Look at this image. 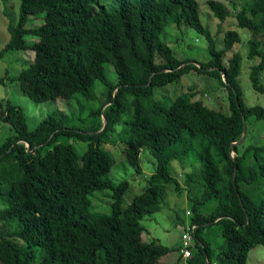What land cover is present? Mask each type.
Segmentation results:
<instances>
[{
    "label": "trees",
    "instance_id": "obj_1",
    "mask_svg": "<svg viewBox=\"0 0 264 264\" xmlns=\"http://www.w3.org/2000/svg\"><path fill=\"white\" fill-rule=\"evenodd\" d=\"M19 1V22L9 27L3 51H30L34 58L11 80L32 101L79 98L80 106L77 118L56 110L29 130L21 108L0 101V116L15 132L0 147V264H165L161 259L171 248L144 240L142 222L160 212L165 186L183 189L170 163L187 159L201 165L203 194L197 199L189 189L190 224L197 226L192 256L186 259L181 246L172 264H248L252 249L264 246V145L236 143L245 135V119L248 125L264 121V106L246 101L243 56L225 59L241 42L240 32L219 28L218 41L203 24L200 5L206 2L219 22L235 18L251 31L249 55L262 57L251 79L264 93V0H251L236 14L223 1L237 0ZM41 14L40 26H29ZM170 25L203 35L208 60L177 57L161 39ZM107 63L117 82L107 78ZM193 70L213 75L229 90L230 114L207 107L194 93L155 98L158 87ZM115 133L138 173L142 148L156 161L142 192L124 208L129 184L109 176L115 158L104 145ZM71 140L86 143L82 156ZM96 191L112 194L110 215L94 213L90 196ZM215 225L222 243L214 248L209 232Z\"/></svg>",
    "mask_w": 264,
    "mask_h": 264
},
{
    "label": "rangeland",
    "instance_id": "obj_2",
    "mask_svg": "<svg viewBox=\"0 0 264 264\" xmlns=\"http://www.w3.org/2000/svg\"><path fill=\"white\" fill-rule=\"evenodd\" d=\"M249 1L251 0H237L236 4L223 1V4L231 14H236ZM20 6L21 2L19 0H0V79L5 78L4 82H0V101L9 100L13 104L18 105L27 116L29 130L35 129L36 126L56 110L65 112L71 118H77L80 106L79 98L72 100L58 98L44 103L35 102L29 99L17 81L11 80L19 77L21 71L34 58V53L30 51H3L11 39L9 27L19 22ZM200 7L203 24L210 27L212 34L218 41L222 42L223 40V32L219 34V28L224 31L233 29L240 32L241 42L225 53V59L227 61L236 52L243 56V70L240 81L246 94V101L252 106H264V93L254 89L251 79L253 66L262 59L261 56L251 58L249 55L251 31L248 28L240 27L238 20L235 18H230L224 24L219 22L206 2L202 3ZM45 16L46 14H41L32 17L33 23L32 25L30 23L29 26H40L42 18ZM161 39L171 45L175 55L181 59L195 57L201 61L208 60V42L206 38L191 28L186 29L185 26L177 28L174 25H170L161 35ZM34 42L35 39L29 40V43ZM262 49L264 50V44ZM105 73L111 82L118 81V74L114 70L112 63L105 65ZM261 82L264 84V71L261 75ZM102 93L103 87L100 85L96 86L94 89L95 96L100 99ZM193 93L196 95V100H202L207 107L221 111L226 115L231 113L229 90L213 75L196 70L185 73L179 80H175L167 86L158 87L155 92V98H165L168 101H172L177 96ZM119 131L122 130L120 129ZM14 133L11 124L0 116V147ZM120 140L118 134L115 133L110 136V140L104 145L115 158V165L112 167L109 176L117 183L127 180L129 184L128 190L123 196L124 208L134 196L142 192L147 180L156 169V161L147 148H142L140 155L142 172L138 173L125 160L123 155L124 142ZM246 140L248 141L245 143V148L250 145H264V121L253 120L249 125V135ZM71 143L74 144L78 154L82 156L86 149V143L76 140H71ZM200 169L201 165L193 162L192 159L173 160L170 163V172L179 180L183 189L177 191L174 185L165 186V196L162 200L160 212L147 216L142 222L146 229L143 236L144 240L151 241L156 239L162 245L171 248L170 253L162 257V263H177L181 257L178 248L182 242L186 226L192 221L189 212L192 211L193 202L189 199V189H193L192 194L197 199H200L203 194V189L199 183ZM190 176H192V179ZM111 195L109 191H96L91 194L90 198L93 203L94 213L98 215H110L112 213ZM5 230L13 231L15 227H8ZM221 235L222 229L219 225H215L210 230V243L214 248L222 243ZM248 264H264V246L258 245L252 249Z\"/></svg>",
    "mask_w": 264,
    "mask_h": 264
},
{
    "label": "built area",
    "instance_id": "obj_3",
    "mask_svg": "<svg viewBox=\"0 0 264 264\" xmlns=\"http://www.w3.org/2000/svg\"><path fill=\"white\" fill-rule=\"evenodd\" d=\"M189 215L191 216L190 212H189ZM196 229H197L196 225L189 223L184 232L182 253L186 259H189L192 256L191 250H192V245L195 240Z\"/></svg>",
    "mask_w": 264,
    "mask_h": 264
},
{
    "label": "water",
    "instance_id": "obj_4",
    "mask_svg": "<svg viewBox=\"0 0 264 264\" xmlns=\"http://www.w3.org/2000/svg\"><path fill=\"white\" fill-rule=\"evenodd\" d=\"M248 135H249V125H248L247 120L245 119V135L240 142L236 143V145L243 143L247 139ZM236 176H237V174H236Z\"/></svg>",
    "mask_w": 264,
    "mask_h": 264
},
{
    "label": "crops",
    "instance_id": "obj_5",
    "mask_svg": "<svg viewBox=\"0 0 264 264\" xmlns=\"http://www.w3.org/2000/svg\"><path fill=\"white\" fill-rule=\"evenodd\" d=\"M183 235H184V234H183ZM182 243H183V239H182V242H181L180 245H179V248H181ZM183 263H185V260H183V262H182L181 264H183ZM165 264H166V263H165ZM167 264H169V263H167ZM170 264H172V263H170Z\"/></svg>",
    "mask_w": 264,
    "mask_h": 264
}]
</instances>
